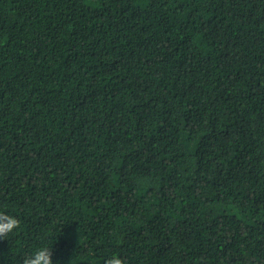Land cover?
Returning a JSON list of instances; mask_svg holds the SVG:
<instances>
[{
	"label": "trees",
	"instance_id": "16d2710c",
	"mask_svg": "<svg viewBox=\"0 0 264 264\" xmlns=\"http://www.w3.org/2000/svg\"><path fill=\"white\" fill-rule=\"evenodd\" d=\"M0 264H264V0H0Z\"/></svg>",
	"mask_w": 264,
	"mask_h": 264
},
{
	"label": "clouds",
	"instance_id": "9594fccd",
	"mask_svg": "<svg viewBox=\"0 0 264 264\" xmlns=\"http://www.w3.org/2000/svg\"><path fill=\"white\" fill-rule=\"evenodd\" d=\"M21 228V219L7 211L0 210V239L8 237ZM52 244L38 245L23 255L21 264H53ZM105 264H126V261L117 255L110 256Z\"/></svg>",
	"mask_w": 264,
	"mask_h": 264
}]
</instances>
